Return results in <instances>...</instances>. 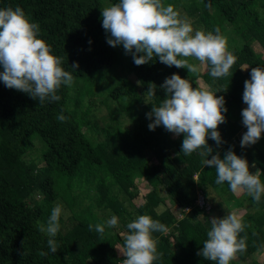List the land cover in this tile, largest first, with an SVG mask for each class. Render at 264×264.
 I'll use <instances>...</instances> for the list:
<instances>
[{"label":"trees","instance_id":"obj_1","mask_svg":"<svg viewBox=\"0 0 264 264\" xmlns=\"http://www.w3.org/2000/svg\"><path fill=\"white\" fill-rule=\"evenodd\" d=\"M223 1L219 6L218 0H187L184 6L189 16H196L197 24L206 33L215 34L219 29L222 35V29L208 11L212 8L242 41L239 48L228 50L236 57L233 75L213 78L209 74L210 66L193 74L184 68L166 66L155 57L145 65L136 66L122 45L109 46L110 34L102 27V10L119 0H0V9L20 7L29 22L39 25L37 38L50 46L51 54L61 58L63 69L73 76L70 86L62 84L57 90L59 101L46 99L43 104L38 98L34 100L26 93L9 89L0 81V264H70L74 258L83 264L88 259L93 264H117L122 257L116 256L113 246H122L124 237L109 234L106 217L112 215L118 217L120 230L125 232L128 231L126 225L141 215H148L168 227L167 233H152L157 240V252L162 254L153 264H216L198 255L210 231L205 222L200 221L204 210L195 205L197 195H201L205 203L198 187L205 190V197L211 201L213 197L208 191L219 199L211 203L214 212L222 205L226 216L231 207L244 208L245 200L257 210L242 221L245 227L239 238L247 237L246 251L238 252L236 260L230 261V264L246 260L248 264H257L251 256L264 248L261 227L264 194L256 203L247 193L234 196L227 182L217 185L214 167L202 164L205 157L200 152L203 149L185 156L181 150L183 135L170 133L163 126L150 131L148 124L154 117L150 120L146 115L152 106H160L166 98L161 88L166 78L177 74L189 80L193 89L199 88L196 79H201L217 97H224L227 109L223 113L226 122L217 129L224 143L217 147L215 141L207 139L212 155L218 152L223 159L231 148L237 156L247 160L250 173L261 172L260 180L264 184V133L257 143L244 148L240 146L242 138L239 137L243 129L247 131L241 116L243 106L247 107L242 100L244 81L250 79L253 67L264 68V60L252 48L255 45L264 52V0ZM162 3L175 7L179 0H162ZM64 51L73 54L66 60L60 54ZM76 63L78 67L73 69ZM116 65L124 67L136 84L125 77L115 79L111 74ZM241 66L246 70L236 77ZM149 83L156 85L154 98L146 94ZM137 89L149 98L148 102L142 101ZM225 89L227 91L223 92ZM94 97L100 98L99 104L105 106L114 103L116 111L130 124L128 129L112 127L110 130L118 149L133 168L130 174L108 153L104 143L92 142L81 131V127L87 125L84 117L98 106ZM61 114L66 117L63 122L57 119ZM35 141L40 144L36 163L24 158ZM172 152L179 159H175ZM151 159L155 164L141 172ZM207 159H211V155ZM176 175L184 182L180 188L173 184ZM135 178L143 179L147 192L142 202L133 207L135 216L125 217L126 209L119 197H125L132 205L137 194ZM170 188L174 191L169 192ZM74 190L85 194L84 202L70 210L72 224L65 233L58 231L55 239L59 250L53 254L47 246L50 237L39 231V224L46 225L55 201L62 200L68 206L66 195ZM166 190L168 194L161 195ZM35 193L47 207L42 208L37 203L28 205V199ZM159 206L163 209L158 213ZM173 207L181 208L184 215L175 218L171 213ZM90 224L105 225L104 233H98L95 227L89 230ZM169 238L171 245L166 243ZM41 251L48 255L41 257Z\"/></svg>","mask_w":264,"mask_h":264},{"label":"clouds","instance_id":"obj_2","mask_svg":"<svg viewBox=\"0 0 264 264\" xmlns=\"http://www.w3.org/2000/svg\"><path fill=\"white\" fill-rule=\"evenodd\" d=\"M102 27L110 34L107 44L113 48L122 45L136 66L145 65L155 57L166 66L184 68L196 74L200 67L187 59L194 58L200 65L210 66L211 77L221 78L229 74L236 62L219 29L215 34L202 30L193 34L190 21L181 18L174 6H165L162 0H119V3L102 10ZM38 33L39 25L29 22L20 7L0 9V67L3 68L0 81L9 89L26 93L34 100L38 98L43 104L46 99L59 101L57 90L62 84L70 86L73 76L63 69L61 58L51 54L50 46L37 38ZM76 67L78 65L73 64L72 68ZM161 88L165 90L166 98L146 114L150 120L154 117L148 124L149 130L163 126L177 136L182 134V153L188 156L203 149L200 152L205 157L202 164L214 167L217 185L227 182L232 193H247L259 203L264 194L261 172L250 173L247 160L237 156L231 148L221 159L218 152L212 155L213 149L207 144L209 138L217 147L224 143L217 131L218 126L226 122L224 97H217L207 88L193 89L189 80L177 74L166 78ZM155 91L156 85L149 83L147 96L154 98ZM242 100L247 105L241 112L242 124L247 129L240 141L244 148L257 143L264 133V68L251 69L250 79L244 81ZM57 119L63 122L66 117L61 114ZM210 155L211 159H207ZM61 213L62 205L57 204L46 225L38 222L39 231L50 237L47 246L53 254L59 250L55 237L60 230ZM210 223L211 230L207 232V239L198 255L216 264H230L238 252L246 251L247 237L239 238L245 225L235 211L223 218H212ZM106 226L117 227L118 217L112 215ZM88 227L89 230L95 227L101 234L105 231L102 224H90ZM126 228L128 231L122 233L123 245L118 246L124 257L121 264H153L161 258L152 233H167V226L148 215H141ZM39 255L45 257L48 252L41 251Z\"/></svg>","mask_w":264,"mask_h":264},{"label":"rangeland","instance_id":"obj_3","mask_svg":"<svg viewBox=\"0 0 264 264\" xmlns=\"http://www.w3.org/2000/svg\"><path fill=\"white\" fill-rule=\"evenodd\" d=\"M224 3L223 0H218V5L222 6ZM187 4V0H179L178 5H175L174 9L176 11L179 12L180 17L181 18H186L188 21H190L192 27H193V34L195 33L196 30H202L204 31L198 24H197V19L196 16H189L187 14V10L186 8H184V6H186ZM212 15H213V19L215 21V23L220 26V28L222 29V36H224L227 40V49L230 50L232 48H239L240 45L242 44L241 39L237 36V34L230 29L224 22H223V18L219 13H214V11L212 10V8H210L208 10ZM205 32V31H204ZM206 33V32H205ZM53 42L55 43V39L53 40ZM53 43V44H54ZM56 45V44H55ZM56 47V46H55ZM255 45H252V48L254 49L255 53L260 57V59L264 60V52L259 50L258 47L255 48ZM58 49V47H56ZM67 51V50H66ZM66 51L64 52H60L61 56L64 57V59L67 60L68 56H71L73 53H67ZM182 59H184V57H181ZM191 63H193L194 65H197L198 67H200V71H203L204 66L200 65V62L195 60L194 58H187ZM76 65H78L76 63ZM241 69V70H240ZM236 73L235 76L236 77H240L242 75V73L244 72L245 68L242 67L240 68ZM229 73L233 75V67L230 68ZM115 79H121L123 77L129 79L130 82H132L133 84H136V81L134 80V78L131 75H128L126 72V69L122 66L116 65L114 68V71L111 74ZM196 83L198 85L199 88H207L210 89L212 91V89L205 83L203 82L201 79H196ZM213 92V91H212ZM137 93L138 96L141 97V99H143L142 101L144 103L149 101V98L147 96H143L141 93V90L137 89ZM103 95H105L103 93ZM94 99L98 102V106H95L93 108H91L89 110L88 115H86L84 117V120L86 121L85 126L81 127V131L84 133V135L89 138L92 142L96 143V142H101L104 143L107 147V151L108 153H110V155L112 157H114L118 163L121 165L122 169L127 173L130 174L133 171V168L130 166V164H128V162L126 161L125 156L122 154V152L118 149L117 145L115 144L114 140L111 137L110 134V130L112 127H119L120 129H128L130 128V124L128 122V120L125 118V116L119 112L116 111V105L114 103H109V106H105L100 103V98L98 97H94ZM85 104L83 103V106ZM244 108H246V106H243ZM245 129H243L240 133H239V137L242 138L243 134L245 133ZM174 137V136H172ZM39 148H40V144L38 142L35 141L34 143V147L31 151H29L28 153H26L24 155V158L27 161H32V162H38V157H39ZM172 155L174 156L175 159H179L178 155L175 152H172ZM155 164V161L151 159V161L149 163L146 164V166L144 167L145 170H143V168L140 169L141 172L146 171V169ZM135 189L137 191L136 197L134 198V200L132 201V205L130 206L128 204V202L125 200V197L120 196L119 198L121 199V201L123 202V205L126 209V213L127 216H131L134 217V212H133V207L139 205L142 200H143V195L147 192V188H146V184L143 181L142 178H135ZM174 186L177 187H182L184 182L183 180L176 175L175 176V181H174ZM198 189L202 192V195L204 197V201L206 203V205L210 206V209L208 211H202V216H200V221L201 222H205L204 225L209 228L211 230V223L210 220L212 218H223L225 216V210L224 207L221 205L219 207L216 208V211L214 212L212 210V204L214 202H218L219 199H217L216 195L214 194V192L208 191L210 196L213 197L212 201L208 198L205 197L204 193L205 190H203L201 187H198ZM174 189L170 188L169 192H173ZM207 191V190H206ZM167 190L161 192V195H167ZM234 196L236 197H240L242 196L241 194L237 195L232 193ZM66 199L67 202L69 203L68 206H66L64 204V201L62 200H57L53 203V206L55 207L57 204L62 205V213L60 216V233H65L71 226L72 224V219H71V209H74L76 207V205L78 203H80L81 201L84 202V198H85V194L79 190H74L73 192H71L70 194L66 195ZM28 205L32 206V204H39L42 208H45L48 206V204L41 199V196L38 195L37 193L33 194L29 199H28ZM213 202V203H212ZM212 203V204H211ZM245 203V207L241 208V209H234L231 207L230 209V213H232L233 211H235L243 220H248L250 218V215H254L257 210L252 207V205L250 203H248L247 200L244 201ZM162 207H157L156 208V212H161L162 211ZM171 213L173 214V216L175 218H179L180 215H184L182 213V209L178 208V207H173L171 208ZM264 213V211L262 212ZM110 219V217H106V221ZM191 219V218H190ZM262 229L264 230V223L261 224ZM121 226L118 223V226L115 228H108V232L109 234H113V233H118L119 236L124 237L122 235V233H126L124 230H120ZM167 245H171V239H167L166 240ZM118 244H115L113 246L116 256L117 257H122V259H124V257L122 256V254L120 253V248L118 247ZM252 260L254 262H256L257 264H264V248L260 251L257 252L255 254H253L252 256ZM234 261L236 260L233 259ZM121 262V259L118 261ZM248 260H246L245 262H241L239 264H248ZM70 264H83L82 262H80L78 259H73L72 262ZM85 264H93L89 259ZM101 264H105V263H101Z\"/></svg>","mask_w":264,"mask_h":264},{"label":"built area","instance_id":"obj_4","mask_svg":"<svg viewBox=\"0 0 264 264\" xmlns=\"http://www.w3.org/2000/svg\"><path fill=\"white\" fill-rule=\"evenodd\" d=\"M195 205L199 209H203L205 212L209 210L208 206L203 202V199H202L201 195H197L196 200H195ZM184 211L186 212L187 209H184ZM117 264H121V262H118Z\"/></svg>","mask_w":264,"mask_h":264},{"label":"crops","instance_id":"obj_5","mask_svg":"<svg viewBox=\"0 0 264 264\" xmlns=\"http://www.w3.org/2000/svg\"><path fill=\"white\" fill-rule=\"evenodd\" d=\"M242 67H244V68H245V70H246V67H245V66H241L240 68H242ZM240 68H239V69H240ZM240 70H241V69H240ZM245 70H244V72H245ZM244 72H243V73H244ZM243 73H242V74H243Z\"/></svg>","mask_w":264,"mask_h":264}]
</instances>
